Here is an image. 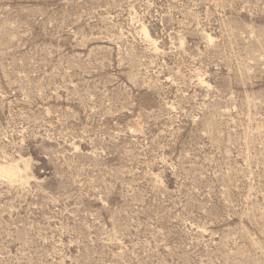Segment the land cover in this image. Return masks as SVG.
Segmentation results:
<instances>
[{
    "label": "rangeland",
    "instance_id": "1",
    "mask_svg": "<svg viewBox=\"0 0 264 264\" xmlns=\"http://www.w3.org/2000/svg\"><path fill=\"white\" fill-rule=\"evenodd\" d=\"M10 164L0 264H264V0H0Z\"/></svg>",
    "mask_w": 264,
    "mask_h": 264
},
{
    "label": "bare ground",
    "instance_id": "2",
    "mask_svg": "<svg viewBox=\"0 0 264 264\" xmlns=\"http://www.w3.org/2000/svg\"><path fill=\"white\" fill-rule=\"evenodd\" d=\"M143 31L145 33V36L147 39L149 40H152L151 36H150V33L147 31V29L143 28ZM0 173L5 175L7 178H9L10 180H17L20 178V174L18 172V167L15 166V165H9V166H5V167H2L0 169Z\"/></svg>",
    "mask_w": 264,
    "mask_h": 264
}]
</instances>
